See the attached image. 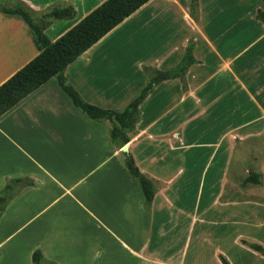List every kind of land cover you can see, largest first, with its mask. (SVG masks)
<instances>
[{
  "label": "crops",
  "instance_id": "obj_1",
  "mask_svg": "<svg viewBox=\"0 0 264 264\" xmlns=\"http://www.w3.org/2000/svg\"><path fill=\"white\" fill-rule=\"evenodd\" d=\"M106 1L0 0V86L40 54L29 25L3 9L25 8L55 42ZM64 9L72 17H47ZM160 74L172 76L155 82ZM64 75L87 103L115 112L153 84L127 144L153 201L147 209L109 121L81 112L54 77L0 118V196L8 185L13 194L0 208V264H34L35 252L43 264H188L201 216L167 229L166 212L175 178L195 163L189 119L209 120L211 159L227 177L251 167L264 184V0H150ZM245 206L244 225L264 227V206ZM181 225L182 242L164 241ZM247 239L264 246V235Z\"/></svg>",
  "mask_w": 264,
  "mask_h": 264
},
{
  "label": "rangeland",
  "instance_id": "obj_2",
  "mask_svg": "<svg viewBox=\"0 0 264 264\" xmlns=\"http://www.w3.org/2000/svg\"><path fill=\"white\" fill-rule=\"evenodd\" d=\"M194 120L186 121L190 133L197 132L192 134L191 142L186 141L191 145L185 149L186 156H190L191 162L195 163L191 164V168L185 165L180 174L177 165L172 167L173 172L179 175L172 188L175 198L166 212L167 223H170L167 229L172 228V223H176V226L178 222L185 223L188 216L196 215L198 219L201 216L192 241L188 264H222L215 260L217 251L220 260L225 255L232 264H264V253L256 255L250 252V247L261 244L247 239H261L264 227L254 229L243 223V218L251 211L245 205L264 206L262 175L258 169L246 167L234 170L232 180L231 173L227 177L228 171L222 170L220 164L211 159L209 120L199 119L193 122ZM108 126L111 129L112 122L109 121ZM248 166L254 164L250 163ZM252 175H257V181L247 182ZM1 206L0 203V208ZM185 227L181 225L174 233H169L164 241L174 239L179 244L184 240ZM238 235H244L238 242L248 246L249 248L245 246L248 251L242 250L235 242ZM262 247L264 248L263 245Z\"/></svg>",
  "mask_w": 264,
  "mask_h": 264
},
{
  "label": "trees",
  "instance_id": "obj_3",
  "mask_svg": "<svg viewBox=\"0 0 264 264\" xmlns=\"http://www.w3.org/2000/svg\"><path fill=\"white\" fill-rule=\"evenodd\" d=\"M149 1L107 0L55 42H51L48 39L43 30L35 24L31 14L25 8L3 9L7 14L22 17L29 25L40 54L0 86V118L31 93L56 77L63 92L81 112L95 120H108L112 122L111 139L117 147L124 148L130 142L128 133L135 128L138 122L139 107L151 92L153 84L144 89L139 97L123 112H115L87 103L79 92L67 82L64 72L71 63ZM72 15L73 11L71 9H64L54 10L47 17L62 19L70 18ZM192 62L193 58L191 54H188L185 63L179 68V72L185 71ZM171 76V74H160L158 77H155L154 81L157 82L160 79H167ZM125 167L141 186L148 209L155 194L152 181L140 171L133 157L130 156L126 159ZM256 179L257 175H252L247 179V182L257 181ZM11 188L12 185H8L6 193L0 196L1 204H5L13 197V194L10 192ZM253 249L264 253V248L260 245H253ZM44 260L40 252L34 253V264H43ZM221 260L223 264H229L224 257Z\"/></svg>",
  "mask_w": 264,
  "mask_h": 264
},
{
  "label": "water",
  "instance_id": "obj_4",
  "mask_svg": "<svg viewBox=\"0 0 264 264\" xmlns=\"http://www.w3.org/2000/svg\"><path fill=\"white\" fill-rule=\"evenodd\" d=\"M123 153H125L127 155V157H130V153H129V147L128 145H126L123 149H122Z\"/></svg>",
  "mask_w": 264,
  "mask_h": 264
}]
</instances>
